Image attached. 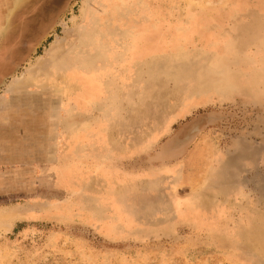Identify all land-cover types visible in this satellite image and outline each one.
Segmentation results:
<instances>
[{
	"label": "rangeland",
	"instance_id": "obj_1",
	"mask_svg": "<svg viewBox=\"0 0 264 264\" xmlns=\"http://www.w3.org/2000/svg\"><path fill=\"white\" fill-rule=\"evenodd\" d=\"M17 1L0 0V264H264V0H117L87 22L91 0ZM39 58L70 93L8 90Z\"/></svg>",
	"mask_w": 264,
	"mask_h": 264
},
{
	"label": "bare ground",
	"instance_id": "obj_2",
	"mask_svg": "<svg viewBox=\"0 0 264 264\" xmlns=\"http://www.w3.org/2000/svg\"><path fill=\"white\" fill-rule=\"evenodd\" d=\"M20 1H22V0H19V1H17L16 3H18L19 4V2ZM121 2H124L123 0H121ZM117 3V0H91V2L88 4L87 2H85V5H84V8H83V10H82V16H83V18L84 19H87L86 20V22L88 21V20H91V21H94V20H96V21H98V20H100V19H102V18H104V17H107V16H109V14H111L112 13V10H111V8L113 9L114 8V6H115V4ZM92 15V16H91ZM8 18V17H7ZM112 19V18H111ZM124 20V19H123ZM127 20V19H126ZM106 22V21H105ZM110 22H111V20H110ZM109 22V23H110ZM120 22V21H119ZM118 22V23H119ZM129 22V21H128ZM84 24V23H83ZM103 24V23H102ZM92 25V24H91ZM115 25V24H114ZM114 25H113V27L112 28H114ZM117 25V24H116ZM115 25V26H116ZM108 26V25H107ZM127 26V25H126ZM106 27V26H105ZM110 27V26H109ZM84 28V27H83ZM94 28V27H93ZM99 28V27H98ZM116 28H118V27H116ZM94 29H96V28H94ZM93 29V30H94ZM105 29V28H104ZM115 29V28H114ZM120 29V28H119ZM126 29V28H125ZM124 29V30H125ZM93 30H92V28L90 27V28H86V30L84 31V35H86V37L88 36L87 35V32H89V34L90 33H93ZM99 30V29H98ZM136 30V29H135ZM135 30H133V31H135ZM138 30V29H137ZM95 31V30H94ZM118 31V30H117ZM139 31V30H138ZM1 32V31H0ZM110 32V31H109ZM114 32V31H113ZM126 32V31H125ZM106 33V32H105ZM119 33V32H118ZM117 33V34H118ZM122 33H124V32H122ZM113 34V33H112ZM66 35V34H65ZM120 35V34H119ZM140 35V34H139ZM109 36V35H108ZM96 38H98V37H96ZM111 38V37H110ZM129 38V37H128ZM139 40V39H138ZM72 41V40H71ZM74 41V40H73ZM93 41V40H92ZM126 41V40H125ZM110 42V41H109ZM94 43V42H93ZM105 43V42H104ZM63 44H64V41H61L59 38H57V39H55L52 43H51V45H50V47L46 50V54H47V56H53L52 58H56L57 57V55H60L59 53H60V51H61V48L63 47ZM91 44V43H90ZM90 44H87V45H90ZM102 44V43H101ZM109 44V43H108ZM116 44V43H115ZM122 44V43H121ZM128 44H129V42H128ZM131 44V43H130ZM83 45V44H82ZM103 45V44H102ZM78 46V45H77ZM106 46V45H105ZM108 46V45H107ZM96 47H98V44H97V46ZM123 47V46H122ZM121 47V48H122ZM64 48V47H63ZM87 48V47H86ZM103 48H105V47H103ZM65 49V48H64ZM75 49V48H74ZM73 49V50H74ZM79 49V48H78ZM82 49H84V47L82 48ZM100 49H102V48H100ZM115 49H116V47H115ZM124 50V49H123ZM89 51V50H88ZM101 51V50H100ZM103 51V50H102ZM120 51V50H119ZM118 51V52H119ZM67 52V51H66ZM117 52V53H118ZM64 53V52H63ZM70 53V52H69ZM104 54V53H103ZM65 55V54H64ZM81 55V54H80ZM82 56H84V54L82 55ZM39 57V56H38ZM66 57V56H65ZM68 57V56H67ZM71 57V56H70ZM81 56H77L76 57V59H75V61H79V59H81L80 58ZM98 57V56H97ZM103 57V56H102ZM119 57V56H118ZM121 57V56H120ZM72 58V57H71ZM108 58V57H107ZM62 59V58H61ZM68 60V59H67ZM105 60V59H104ZM103 60V64L102 65H100V68L101 69H107V67H108V63L110 64V60L109 61H104ZM107 60V59H106ZM101 61H102V59H101ZM93 62H95V64L96 63H98V62H100L99 61V59L97 60V59H87L86 60V63L88 64V65H90V64H92L93 65ZM60 63V62H59ZM65 64V63H64ZM63 64V65H64ZM43 65H44V62L42 61V59L41 58H39L38 60H37V62L34 64V65H32L30 68H27V71L24 73V74H22V76L21 77H15L13 80H12V82L8 85V90H12V89H16V88H18L19 86H21V85H23V86H29L31 83H36V84H38V85H43V84H47V85H49L50 83H57V86H59V87H61L63 90H64V93H67V92H69L70 93V90H71V87L70 86H68L69 84L67 83V82H60L59 84H58V78L56 77V76H54L53 74H52V70H50L49 68H45V72L44 73H46V74H40V72H41V70H43ZM61 65V64H60ZM87 65L86 64H81L80 63V65L78 64V66L75 68V70H83L85 67H86ZM62 67V66H61ZM93 67V66H92ZM91 67V68H92ZM58 68V67H57ZM87 68V67H86ZM154 71V70H153ZM43 72V71H42ZM42 89V88H41ZM106 90V89H105ZM54 91V90H53ZM57 95V94H56ZM78 112V111H77ZM76 112V113H77ZM72 116H73V114H72ZM15 212V211H14ZM16 213V212H15ZM11 213H10V211L8 210V211H2V209H0V220L1 219H3V218H5V217H7V216H9ZM258 238V237H257ZM257 245V244H256ZM259 248V247H258Z\"/></svg>",
	"mask_w": 264,
	"mask_h": 264
}]
</instances>
